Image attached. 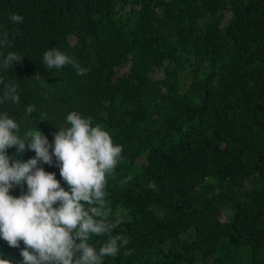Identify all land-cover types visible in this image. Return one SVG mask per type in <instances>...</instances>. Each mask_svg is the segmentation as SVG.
Listing matches in <instances>:
<instances>
[{"label":"trees","instance_id":"1","mask_svg":"<svg viewBox=\"0 0 264 264\" xmlns=\"http://www.w3.org/2000/svg\"><path fill=\"white\" fill-rule=\"evenodd\" d=\"M3 31L0 64L23 59L0 67V96L15 83L20 97L0 113L22 139L39 130L52 143L75 111L122 147L105 193L127 244L102 264H264V0H0ZM50 48L88 73L49 71ZM38 167L69 190L55 163ZM23 247L0 239V258L21 264Z\"/></svg>","mask_w":264,"mask_h":264},{"label":"clouds","instance_id":"2","mask_svg":"<svg viewBox=\"0 0 264 264\" xmlns=\"http://www.w3.org/2000/svg\"><path fill=\"white\" fill-rule=\"evenodd\" d=\"M9 18L14 24L24 20L15 13ZM5 45H11L7 31L0 32V46ZM22 59L9 52L0 67L7 70ZM43 64L49 71L71 64L81 76L89 71L57 48L44 52ZM18 88V84H6L0 103H19ZM34 110V105L26 108L28 114ZM66 122L69 126L58 127L49 143L39 130L22 139L17 121L6 112L0 113V239L13 248L23 242L21 264H102V258L115 257L127 244L111 235L120 220L109 222L105 193L106 177L120 162L122 147L113 143L101 125L93 126L92 117L73 111L67 114ZM12 147L17 154L28 148L36 155L27 162L14 160L7 151ZM53 157L69 190L61 186L55 173L38 167L41 162L52 165ZM22 182L27 191L18 197L11 195ZM105 234L109 238L98 251L89 244L91 235ZM0 264L13 261L0 258Z\"/></svg>","mask_w":264,"mask_h":264},{"label":"rangeland","instance_id":"3","mask_svg":"<svg viewBox=\"0 0 264 264\" xmlns=\"http://www.w3.org/2000/svg\"><path fill=\"white\" fill-rule=\"evenodd\" d=\"M53 161H54V163H55V157H53ZM223 219V218H222Z\"/></svg>","mask_w":264,"mask_h":264}]
</instances>
